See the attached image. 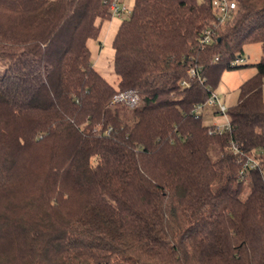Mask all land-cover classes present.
I'll use <instances>...</instances> for the list:
<instances>
[{"label": "trees", "instance_id": "obj_1", "mask_svg": "<svg viewBox=\"0 0 264 264\" xmlns=\"http://www.w3.org/2000/svg\"><path fill=\"white\" fill-rule=\"evenodd\" d=\"M233 1L214 28L211 0H131L113 84L87 46L104 0H0V264H264V0ZM251 43L231 128L209 134L194 105ZM128 89L137 105L111 103Z\"/></svg>", "mask_w": 264, "mask_h": 264}, {"label": "built area", "instance_id": "obj_2", "mask_svg": "<svg viewBox=\"0 0 264 264\" xmlns=\"http://www.w3.org/2000/svg\"><path fill=\"white\" fill-rule=\"evenodd\" d=\"M107 3L108 11L110 15L113 17L126 16L130 12V7H128L125 3L120 0H104ZM211 8H212V16L213 22L212 25L215 28L219 25H224L233 19L236 12V5L233 0H211ZM213 29L208 27L203 29L199 36V44L201 46L207 45L211 42L212 35H214ZM214 60H217V57H214ZM244 58L242 56H237L230 63L231 66L239 65L244 63ZM186 73L189 78H197L201 80L202 78L199 76V68L189 67L186 70ZM180 85L186 87L189 85L187 80H182ZM139 101L138 93L133 89H128L125 91H120L116 93L112 99V104H122L128 108H132L137 105ZM210 111L211 121L207 126V132L209 134L212 133H222L225 131H229L231 128L230 120L227 115V107L225 104L218 98V96L212 92L210 96L203 102L194 105V114L196 116H201L204 119V112ZM221 119L222 121H218ZM110 129H106L105 132L108 133ZM230 147L233 153H237L240 156H243L241 150L237 148V146L230 142ZM257 166V160L252 157H245L242 159V171H241V179H243L244 171L248 169H254Z\"/></svg>", "mask_w": 264, "mask_h": 264}, {"label": "rangeland", "instance_id": "obj_3", "mask_svg": "<svg viewBox=\"0 0 264 264\" xmlns=\"http://www.w3.org/2000/svg\"><path fill=\"white\" fill-rule=\"evenodd\" d=\"M128 7L131 6V0H120ZM126 16H124L125 18ZM123 19L113 16L109 21L103 22L98 39L87 41V46L91 52V62L94 68L110 83L116 82V75L112 69L113 49L111 41L118 24ZM262 50L258 43L247 44L243 48L241 56L244 58V63L237 68L223 71L220 77L219 84L215 89V94L225 104L230 107L235 104L238 95V85L245 78L253 73V64L256 63L262 55ZM264 99V86L262 91ZM128 108V107H127ZM210 111L204 112V124H209L211 121ZM218 121H222L218 119Z\"/></svg>", "mask_w": 264, "mask_h": 264}, {"label": "crops", "instance_id": "obj_4", "mask_svg": "<svg viewBox=\"0 0 264 264\" xmlns=\"http://www.w3.org/2000/svg\"><path fill=\"white\" fill-rule=\"evenodd\" d=\"M112 18V17H111ZM109 21V20H108ZM93 65V64H92ZM264 86V85H263Z\"/></svg>", "mask_w": 264, "mask_h": 264}]
</instances>
